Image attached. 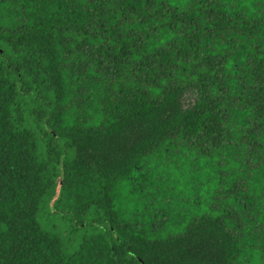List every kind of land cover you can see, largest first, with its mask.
Instances as JSON below:
<instances>
[{
	"label": "trees",
	"instance_id": "16d2710c",
	"mask_svg": "<svg viewBox=\"0 0 264 264\" xmlns=\"http://www.w3.org/2000/svg\"><path fill=\"white\" fill-rule=\"evenodd\" d=\"M143 263L264 264V0H0V264Z\"/></svg>",
	"mask_w": 264,
	"mask_h": 264
},
{
	"label": "rangeland",
	"instance_id": "374dc122",
	"mask_svg": "<svg viewBox=\"0 0 264 264\" xmlns=\"http://www.w3.org/2000/svg\"><path fill=\"white\" fill-rule=\"evenodd\" d=\"M201 154H190L189 158L195 160V168L200 169L201 165L199 160ZM174 155H166V157L158 158V164L160 171L165 180V189L167 195L160 194V189L153 192L152 198L150 199L151 206L155 208L159 206L162 201H172L177 209V213L185 215L186 217L199 216L201 209L207 208V202L214 195V191L210 186H206L207 182L204 180V176L197 175L194 170H191L188 165L179 162V157L175 158ZM163 158V160H162ZM225 162L226 159L222 157ZM153 164H157L154 158L151 159ZM205 187L200 188L201 183ZM197 184V187H196ZM202 185V186H203ZM201 186V187H202ZM200 189V190H198ZM222 200L215 201V205L218 207ZM175 231V227H170L169 230H165V233H172ZM261 253L258 256L261 257ZM262 259V257L260 258Z\"/></svg>",
	"mask_w": 264,
	"mask_h": 264
},
{
	"label": "water",
	"instance_id": "95a60500",
	"mask_svg": "<svg viewBox=\"0 0 264 264\" xmlns=\"http://www.w3.org/2000/svg\"><path fill=\"white\" fill-rule=\"evenodd\" d=\"M63 179H64V171L62 170V174H61V182L63 181ZM143 264H145V263H143Z\"/></svg>",
	"mask_w": 264,
	"mask_h": 264
}]
</instances>
